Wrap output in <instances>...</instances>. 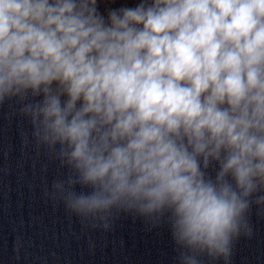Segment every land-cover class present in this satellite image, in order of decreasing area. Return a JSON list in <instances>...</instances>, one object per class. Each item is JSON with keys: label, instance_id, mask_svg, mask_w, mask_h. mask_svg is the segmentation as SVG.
I'll use <instances>...</instances> for the list:
<instances>
[{"label": "clouds", "instance_id": "9594fccd", "mask_svg": "<svg viewBox=\"0 0 264 264\" xmlns=\"http://www.w3.org/2000/svg\"><path fill=\"white\" fill-rule=\"evenodd\" d=\"M93 228L166 223L177 264H230L264 216V0H0V106Z\"/></svg>", "mask_w": 264, "mask_h": 264}]
</instances>
